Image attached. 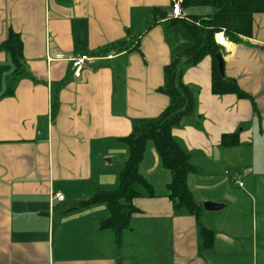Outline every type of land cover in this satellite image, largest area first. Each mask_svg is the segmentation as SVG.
Wrapping results in <instances>:
<instances>
[{
  "label": "crops",
  "instance_id": "0c3cea01",
  "mask_svg": "<svg viewBox=\"0 0 264 264\" xmlns=\"http://www.w3.org/2000/svg\"><path fill=\"white\" fill-rule=\"evenodd\" d=\"M171 2L0 0V45L17 33L23 67L6 94L15 65L0 49V264H264V12L237 43L214 36L227 41L218 42L223 76L250 97L212 92L209 55L182 68L195 108L171 132L200 167L187 183L202 212L174 209L170 173L151 145L140 170L156 195L134 199L139 212L120 245L99 228L104 203L75 208L117 186L128 156L122 138L169 103L164 67L193 42L181 23L159 19ZM203 8L182 9L184 18L215 11ZM81 54L94 60L76 77L68 58ZM232 132L240 143L222 146ZM205 201L222 206L209 211ZM200 227L214 232L207 249Z\"/></svg>",
  "mask_w": 264,
  "mask_h": 264
},
{
  "label": "trees",
  "instance_id": "16d2710c",
  "mask_svg": "<svg viewBox=\"0 0 264 264\" xmlns=\"http://www.w3.org/2000/svg\"><path fill=\"white\" fill-rule=\"evenodd\" d=\"M181 6L182 9L190 6H211L215 11L208 15H187L189 20L184 17L170 19V25L181 23L192 35L193 42L164 67L166 81L160 87V91L168 96V105L157 116L143 124L135 125L132 132L122 138L128 147V156L119 173L117 186L111 190L100 189L75 206L77 208L104 203L108 207L109 215L100 221L99 228L111 231L118 245L121 243L123 232L129 228L133 216L139 212L134 199L156 195L153 184L140 170V164L150 145L156 150L161 166L170 173V181L166 184V196L171 200L174 209H184L195 216L203 210L196 202L187 183L188 175L199 172L200 167L171 132L172 128L180 125L184 118L192 116L195 108L193 90L182 80V69L179 67L182 58H185L186 64L195 65L204 56L209 55L212 59V92L233 93L239 98L250 97L234 79L225 78L220 74L217 55H221L222 46L216 42L214 36L222 32L229 41L235 43L244 36H251L253 17L256 13L264 12V0H181ZM166 15V11L159 10V19L166 18ZM120 44L125 45L123 41ZM0 49L9 53L15 65L14 76L5 91L6 94H12L14 84L23 73L20 36L10 29ZM107 49L109 48L105 50ZM238 134V132L224 133L220 144L222 146L239 144ZM199 235L204 249L212 246L214 232L211 229L200 227Z\"/></svg>",
  "mask_w": 264,
  "mask_h": 264
},
{
  "label": "built area",
  "instance_id": "2783aa9c",
  "mask_svg": "<svg viewBox=\"0 0 264 264\" xmlns=\"http://www.w3.org/2000/svg\"><path fill=\"white\" fill-rule=\"evenodd\" d=\"M169 17L172 18H180L183 16L181 0H172V5L170 11L167 12ZM57 58H64L63 54L56 55ZM71 63V67L73 69V73L76 77L80 76L82 69L86 66L87 63H90L94 60V57H91L87 54H81L74 57L68 58ZM234 182H236L239 186H243V181L241 180L240 175L238 173H234L231 175ZM53 199L62 200L64 195L61 192H55L52 195Z\"/></svg>",
  "mask_w": 264,
  "mask_h": 264
},
{
  "label": "water",
  "instance_id": "95a60500",
  "mask_svg": "<svg viewBox=\"0 0 264 264\" xmlns=\"http://www.w3.org/2000/svg\"><path fill=\"white\" fill-rule=\"evenodd\" d=\"M217 60H218V68H219V72L220 74L223 76V67H224V61H223V58L221 55H217ZM222 205L218 204V203H215V202H212V201H205L203 203V207L204 209L206 210H216L218 208H220Z\"/></svg>",
  "mask_w": 264,
  "mask_h": 264
},
{
  "label": "rangeland",
  "instance_id": "374dc122",
  "mask_svg": "<svg viewBox=\"0 0 264 264\" xmlns=\"http://www.w3.org/2000/svg\"><path fill=\"white\" fill-rule=\"evenodd\" d=\"M171 5H172V2H171V4H170V7H169V11H170V8H171ZM210 7V6H209ZM201 9H204L203 8V6L201 7V6H190V7H188V10H190V11H194L193 13H196V12H198V11H201ZM184 17V15L182 16V17H180V18H183ZM166 20H167V23H164V25L165 26H167V24H168V21H170V19H172V17H169L168 16V14L166 15ZM176 25L178 24H180V23H175ZM177 27H179V28H177V29H181V31L182 32H185V33H187L186 32V30H184L181 26H177ZM218 42V41H217ZM221 44V43H220ZM222 45V44H221ZM223 46V45H222ZM225 47V46H224ZM226 48V47H225ZM184 59L185 58H183L182 60H181V62H180V64H179V67L182 69V68H184L183 66H184ZM194 90H195V88L194 87H192ZM196 92V91H195ZM134 237V236H133ZM130 240H132L131 238H130Z\"/></svg>",
  "mask_w": 264,
  "mask_h": 264
},
{
  "label": "bare ground",
  "instance_id": "6f19581e",
  "mask_svg": "<svg viewBox=\"0 0 264 264\" xmlns=\"http://www.w3.org/2000/svg\"><path fill=\"white\" fill-rule=\"evenodd\" d=\"M218 42L220 41L222 44L227 45V41L224 39L222 34H217Z\"/></svg>",
  "mask_w": 264,
  "mask_h": 264
}]
</instances>
